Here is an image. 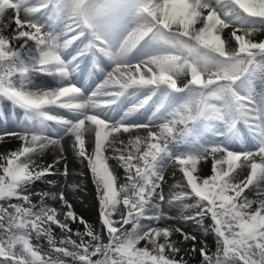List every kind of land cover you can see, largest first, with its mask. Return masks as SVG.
<instances>
[{"label": "snow or ice", "instance_id": "6c2138e0", "mask_svg": "<svg viewBox=\"0 0 264 264\" xmlns=\"http://www.w3.org/2000/svg\"><path fill=\"white\" fill-rule=\"evenodd\" d=\"M9 10L15 29L11 36L0 31V102L23 110L33 124L21 148L0 157V264H188L184 254L196 252L195 244L183 249L171 237H196L159 226L171 219L162 209L169 162L185 183L167 203L192 199L184 206L197 211L183 218L202 227L204 217L211 220L204 232L215 236V250L200 247L201 264H264V89L256 91L257 81L264 85V40L252 38L264 30V0H0V22ZM233 38L236 47H227ZM77 71L102 77L91 95L72 82ZM37 74L55 86L35 85ZM52 107L70 118L51 114ZM142 111L150 112L149 124L131 119ZM49 121L74 137L77 156L87 162L106 243L63 193V219L43 198L39 205L31 200V186L59 163L45 167L33 158L59 143L35 131ZM141 128L146 135L126 145L116 135ZM245 132L254 150L245 146ZM85 133L94 134L90 151ZM109 148L113 157L105 155ZM110 158L123 169V183ZM209 158L211 174L202 177L199 166ZM253 189L250 199L246 190ZM70 223L84 225L83 232ZM53 225L63 233L59 241ZM42 238L56 255L33 244Z\"/></svg>", "mask_w": 264, "mask_h": 264}, {"label": "bare ground", "instance_id": "6f19581e", "mask_svg": "<svg viewBox=\"0 0 264 264\" xmlns=\"http://www.w3.org/2000/svg\"><path fill=\"white\" fill-rule=\"evenodd\" d=\"M13 16V11L9 10L3 21L0 24L6 23L7 27L0 28V31L3 32L6 36H11L14 34L15 25L12 23L11 18ZM21 19H27L23 10L20 12ZM49 29L46 27L45 31ZM233 29H225L222 33V37H228ZM55 32L59 33L61 31L60 27L54 29ZM237 34H243L238 32ZM255 41L264 40V30L258 31L253 34L252 37ZM233 43V44H232ZM227 47L235 48L236 45L232 41ZM30 46L32 42H29ZM72 49L70 48L69 51ZM107 63V61H105ZM83 67V65H81ZM88 68L91 71V64L88 63ZM97 77L96 82L93 83V79ZM34 84L43 88H48L55 86V81L52 77H46L45 75H34L33 76ZM73 83L83 84V87L89 91L88 95H91L92 91L96 90L97 84L102 82V77L98 76V73L95 75H90L89 73H77L73 76ZM81 86V85H80ZM79 87V86H78ZM262 89L257 87L256 91L259 92ZM130 106L129 102L126 101L122 106L123 108ZM51 114L64 116L70 118V114L67 113V110L52 107L48 109ZM149 111H142L136 116L131 117L132 120L141 124H149ZM159 123V122H157ZM33 122L30 121L25 115L23 110L19 108H14L9 102L3 101L0 102V157L8 155L12 151H17L21 148L23 142L20 137L25 132L32 131ZM88 122H86V126ZM152 127V125H149ZM241 130H244L243 124L238 125ZM182 127V126H181ZM153 130L158 131V128H153ZM35 131L37 134L48 137L50 140H59L58 144H50L42 153L38 156L33 157L37 163L42 166H47L48 164H53L55 161L59 160V163H55L53 173L51 175L45 176L41 181L36 182L29 189L31 193V200L34 204L39 205L43 198V202L49 207H54L60 213V218L63 219L62 213L67 211L65 207L62 206L61 201L59 200V195L64 194L65 199L72 205V210L77 214L78 217H83V219L93 227V230L100 234L98 220L100 217V203L97 193V186L93 181L91 172L87 167V162L81 160L77 156L76 150L73 148L74 137L71 135H64L62 131L54 121H49L48 126H41L36 124ZM147 129H132L130 133L121 132L116 134L121 140L124 141L126 145L128 140L133 138L136 135L144 137L146 135ZM5 133H17L18 135H5ZM208 135V134H205ZM85 142L86 147L90 151L94 146V134L85 133ZM245 146L249 150L255 149V144L250 140L245 132ZM117 147H121L117 143ZM234 148L238 149L239 145H234ZM105 155L108 157H113L115 153L109 148ZM5 163L0 159V164ZM109 165L114 169L115 173L119 177V183L124 182L125 173L123 169L119 166L118 162L115 159L110 158L108 160ZM65 168H67V174H65ZM179 166L174 162H169L168 165L164 168V181L162 183V191L165 196V202L162 204V209L167 213L171 219H162L159 222V226L171 227L173 229L180 228L183 232L195 236V241H185L179 232H173L171 239L177 243L183 249H191L192 245L195 244L197 251L196 252H187L184 254V259L188 261V264H201L202 257L198 249L202 246H206L207 249L214 251L215 250V240L212 234H206L204 232V227H208V222L210 217L203 218V227L196 223L193 220H185L183 217L188 215H194L197 209L195 207H185L184 205H194L195 201L188 199L182 202H176L174 204H168L167 200L171 197L173 192L180 191L175 186L180 183H185L182 178V173L178 171ZM240 172L239 177H245L247 174V169L238 170ZM2 174V173H0ZM198 174L200 176H207L211 174V159L208 161H202L199 166ZM158 191H160L158 189ZM246 194L249 198L255 197V190L252 191L246 190ZM3 203V201H0ZM11 203H20V201L13 200ZM27 206V205H25ZM97 211V217L96 215ZM118 218V214L114 219ZM101 221V220H100ZM144 225L154 224L155 222L143 220L141 222ZM211 223V220H210ZM131 224L125 225V228H129ZM70 227L73 230H78L83 232L84 225L79 223H70ZM53 235L56 237L57 241L61 238L63 233L61 230L53 225ZM103 238V237H102ZM73 239H78L73 236ZM89 237H85V240H89ZM104 239V238H103ZM33 244H39L42 254L52 253L51 248L47 244V240L42 238L40 241L33 239ZM104 242H107V237L104 239ZM143 243V242H142ZM57 246H60L59 243ZM70 247V246H69ZM179 258V257H177Z\"/></svg>", "mask_w": 264, "mask_h": 264}, {"label": "rangeland", "instance_id": "374dc122", "mask_svg": "<svg viewBox=\"0 0 264 264\" xmlns=\"http://www.w3.org/2000/svg\"><path fill=\"white\" fill-rule=\"evenodd\" d=\"M232 41H234V38H233V40ZM234 43H235V41H234ZM233 44V43H232ZM256 85H257V87H259L260 89H264V85H261L260 84V82L259 81H257V83H256ZM252 150V149H251ZM178 171H179V169H178ZM244 177H238V179H243ZM96 217H97V211H96V215H95ZM119 218V217H118ZM117 218V219H118ZM99 219L101 220V218L99 217ZM100 220H98V223H99V226L101 227V229H99V231H100V234L102 235V237L105 239L106 237H107V234H106V232L105 231H103V229H102V225H101V221ZM207 222H208V226L211 224L210 223V218H209V220H207ZM131 227L132 226H130L129 228H127L128 230H131ZM214 236V235H213ZM214 238V240H215V236L213 237ZM0 259H2V258H0ZM94 259H95V257H94Z\"/></svg>", "mask_w": 264, "mask_h": 264}]
</instances>
